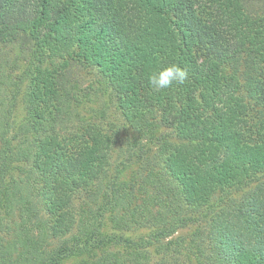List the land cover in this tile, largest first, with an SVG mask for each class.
Returning a JSON list of instances; mask_svg holds the SVG:
<instances>
[{"label":"trees","instance_id":"16d2710c","mask_svg":"<svg viewBox=\"0 0 264 264\" xmlns=\"http://www.w3.org/2000/svg\"><path fill=\"white\" fill-rule=\"evenodd\" d=\"M0 264H264V0H0Z\"/></svg>","mask_w":264,"mask_h":264},{"label":"clouds","instance_id":"9594fccd","mask_svg":"<svg viewBox=\"0 0 264 264\" xmlns=\"http://www.w3.org/2000/svg\"><path fill=\"white\" fill-rule=\"evenodd\" d=\"M188 78L187 70L178 65H171L148 77V83L155 92L171 88L174 84H183Z\"/></svg>","mask_w":264,"mask_h":264}]
</instances>
